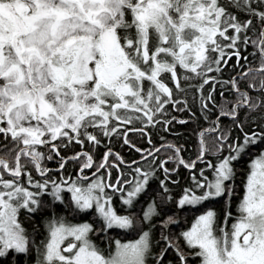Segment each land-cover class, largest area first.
<instances>
[{
	"label": "snow or ice",
	"instance_id": "obj_1",
	"mask_svg": "<svg viewBox=\"0 0 264 264\" xmlns=\"http://www.w3.org/2000/svg\"><path fill=\"white\" fill-rule=\"evenodd\" d=\"M189 260L264 264V0H0V264Z\"/></svg>",
	"mask_w": 264,
	"mask_h": 264
},
{
	"label": "trees",
	"instance_id": "obj_2",
	"mask_svg": "<svg viewBox=\"0 0 264 264\" xmlns=\"http://www.w3.org/2000/svg\"><path fill=\"white\" fill-rule=\"evenodd\" d=\"M251 51H252V49H251V47H249L248 52L250 53ZM244 55H246V53L242 51L241 57H243ZM248 60H249V62H252L253 58L251 55L248 56ZM229 63L234 64L235 63L234 58L232 60H230ZM240 63L244 64L245 61L243 59H241ZM242 70L243 69H240V71H242ZM233 74H235V73H233ZM225 76H227V73H225ZM225 95H227V93H225ZM169 111L171 112V115L175 116L177 119L188 118L187 113H180V112H176V111H171V109H169ZM193 111H195V109H193ZM207 126L208 125L201 120H193V119L189 118V122L186 124L173 123L170 126L168 132H164L161 129H151V128L149 129V131H153V132L157 133V134L153 135V137H152V143L154 145H163L169 141L177 143L179 145H182L184 148L182 155L184 156L185 159H188L189 157L194 156L197 152L198 141H199L198 133H199L200 129L206 128ZM175 133H179V136L175 135ZM161 137H163V139H161ZM130 138L133 140V142L137 143L138 147L149 148L148 143L145 140L140 139L138 135L132 136L130 134ZM113 144H115V150L120 151L121 155L124 156L125 160H128L129 158H131L133 160H138V154L137 153L129 151L126 147L122 148L121 145L116 144L115 141H113ZM73 147L75 148V150H79L78 146H73ZM85 147H87V145H85ZM103 150H104L103 145H101L99 148L94 149L97 156H99L103 152ZM166 152H168L167 149L161 148L160 156L163 157ZM211 158H212L211 155H209V159H211ZM248 160H249V157L246 156L243 159L239 160L235 164V168H236V176H235L236 194L234 196H236L238 193H240V195H241V193H242V181L244 180L245 173L247 172ZM46 164L50 168H55V166H56L54 161H48V162H46ZM198 167H202V165H198ZM179 172L181 174V180L183 181L184 177L187 176V171L183 168H180ZM85 174H87V173H85ZM205 174L209 175L210 173L208 171H206ZM53 175L55 176L56 173L54 172ZM178 191H179L178 189L174 190L173 196H176ZM143 199L144 198L141 197V201H143ZM235 200H236V197L233 198V204L236 203ZM222 204H223V200L218 199L216 202L217 207H219ZM114 205H115L116 210L118 212L123 211L122 206H121L118 198L114 197ZM216 205H214V206H216ZM132 211L137 212L139 214L140 205H137L135 208L132 209ZM172 211H175V209L173 208ZM177 215L180 218L181 227L190 226L191 219H192V216L190 213L185 211V212H180ZM90 217H91V213H89L88 216L82 217L81 219L89 220V222H93L91 219H89ZM186 219H187V225L185 224ZM229 223H230V221H229ZM170 231L176 232V231H179V229H176V228H173L172 226H170ZM158 232H159V229H157V233ZM116 235L119 238H121L122 240L135 238L132 235H125V234L120 233V232H117ZM185 250L187 252L186 248H185ZM173 256H174V254L170 251L168 253V258L172 259ZM189 264H196V261L195 260H189Z\"/></svg>",
	"mask_w": 264,
	"mask_h": 264
},
{
	"label": "rangeland",
	"instance_id": "obj_3",
	"mask_svg": "<svg viewBox=\"0 0 264 264\" xmlns=\"http://www.w3.org/2000/svg\"><path fill=\"white\" fill-rule=\"evenodd\" d=\"M242 194V193H241ZM240 195V193H238L236 196H233V198L234 197H236V200H235V202L237 201V197Z\"/></svg>",
	"mask_w": 264,
	"mask_h": 264
},
{
	"label": "flooded vegetation",
	"instance_id": "obj_4",
	"mask_svg": "<svg viewBox=\"0 0 264 264\" xmlns=\"http://www.w3.org/2000/svg\"><path fill=\"white\" fill-rule=\"evenodd\" d=\"M216 205V204H215ZM214 206V205H213ZM215 207H217V205L215 206ZM185 252H186V250H185Z\"/></svg>",
	"mask_w": 264,
	"mask_h": 264
}]
</instances>
